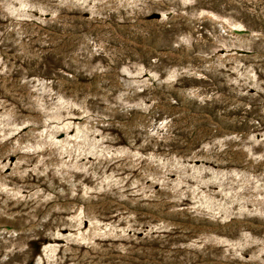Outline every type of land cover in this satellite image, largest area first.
<instances>
[{
  "label": "rangeland",
  "instance_id": "1",
  "mask_svg": "<svg viewBox=\"0 0 264 264\" xmlns=\"http://www.w3.org/2000/svg\"><path fill=\"white\" fill-rule=\"evenodd\" d=\"M0 264H264V0H0Z\"/></svg>",
  "mask_w": 264,
  "mask_h": 264
}]
</instances>
